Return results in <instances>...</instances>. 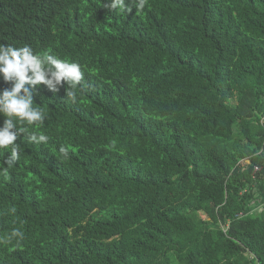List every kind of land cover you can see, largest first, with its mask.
I'll use <instances>...</instances> for the list:
<instances>
[{"label": "trees", "instance_id": "16d2710c", "mask_svg": "<svg viewBox=\"0 0 264 264\" xmlns=\"http://www.w3.org/2000/svg\"><path fill=\"white\" fill-rule=\"evenodd\" d=\"M108 3L0 0V44L84 73L17 122L49 139L0 174V264H264V0Z\"/></svg>", "mask_w": 264, "mask_h": 264}, {"label": "clouds", "instance_id": "9594fccd", "mask_svg": "<svg viewBox=\"0 0 264 264\" xmlns=\"http://www.w3.org/2000/svg\"><path fill=\"white\" fill-rule=\"evenodd\" d=\"M146 0H109L105 5L109 10L120 9L131 13L134 9L143 10ZM81 65L74 61L60 59L55 55H37L30 46L13 47L0 44V79L10 85L0 90V149L10 150L0 167V174H6L8 168L15 166L20 159V146L16 143L21 134H27L30 141L36 144L46 143L47 135L29 132L21 125L43 124L46 114L40 107H34V97L39 95L38 88L44 85L53 94L60 87L68 84L66 95L75 101L76 87L83 79ZM61 153L67 156V149L61 148ZM13 235L22 233L14 231Z\"/></svg>", "mask_w": 264, "mask_h": 264}, {"label": "rangeland", "instance_id": "374dc122", "mask_svg": "<svg viewBox=\"0 0 264 264\" xmlns=\"http://www.w3.org/2000/svg\"><path fill=\"white\" fill-rule=\"evenodd\" d=\"M247 163H248L247 161H243V162L241 163V165H242V166H246ZM257 209H258V212L261 210V208H257Z\"/></svg>", "mask_w": 264, "mask_h": 264}, {"label": "built area", "instance_id": "2783aa9c", "mask_svg": "<svg viewBox=\"0 0 264 264\" xmlns=\"http://www.w3.org/2000/svg\"><path fill=\"white\" fill-rule=\"evenodd\" d=\"M258 169L257 168H255V170L254 171H257Z\"/></svg>", "mask_w": 264, "mask_h": 264}]
</instances>
